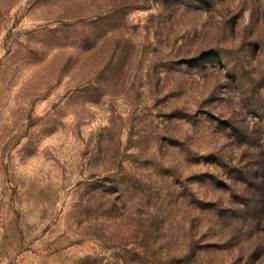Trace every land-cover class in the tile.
<instances>
[{
  "label": "rangeland",
  "instance_id": "1",
  "mask_svg": "<svg viewBox=\"0 0 264 264\" xmlns=\"http://www.w3.org/2000/svg\"><path fill=\"white\" fill-rule=\"evenodd\" d=\"M0 264H264V0H0Z\"/></svg>",
  "mask_w": 264,
  "mask_h": 264
}]
</instances>
